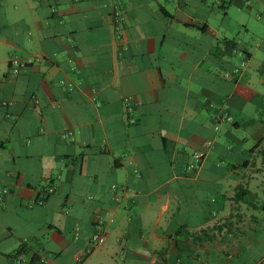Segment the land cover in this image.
<instances>
[{
  "label": "crops",
  "instance_id": "1",
  "mask_svg": "<svg viewBox=\"0 0 264 264\" xmlns=\"http://www.w3.org/2000/svg\"><path fill=\"white\" fill-rule=\"evenodd\" d=\"M0 264H264V0H0Z\"/></svg>",
  "mask_w": 264,
  "mask_h": 264
},
{
  "label": "built area",
  "instance_id": "2",
  "mask_svg": "<svg viewBox=\"0 0 264 264\" xmlns=\"http://www.w3.org/2000/svg\"><path fill=\"white\" fill-rule=\"evenodd\" d=\"M121 19H122V17L119 14H116L115 15V21L116 22L121 21ZM13 64L14 65H18V66H24V64H19L17 61H12L11 62V65H13ZM236 72H237V70L234 71V73H236ZM92 240L95 243H101V242H103V238L102 237H99L98 235H93ZM18 263H19V261H18Z\"/></svg>",
  "mask_w": 264,
  "mask_h": 264
}]
</instances>
